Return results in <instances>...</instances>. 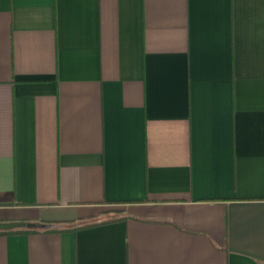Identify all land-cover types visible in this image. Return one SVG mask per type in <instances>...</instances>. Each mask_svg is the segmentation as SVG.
Here are the masks:
<instances>
[{
	"label": "crops",
	"instance_id": "crops-1",
	"mask_svg": "<svg viewBox=\"0 0 264 264\" xmlns=\"http://www.w3.org/2000/svg\"><path fill=\"white\" fill-rule=\"evenodd\" d=\"M0 222V264H264V0H0Z\"/></svg>",
	"mask_w": 264,
	"mask_h": 264
},
{
	"label": "trees",
	"instance_id": "trees-1",
	"mask_svg": "<svg viewBox=\"0 0 264 264\" xmlns=\"http://www.w3.org/2000/svg\"><path fill=\"white\" fill-rule=\"evenodd\" d=\"M122 217H110V218H106V219H101V220H96L90 223H80V222H73V228H82V227H89V226H94V225H98V224H103V223H107V222H111V221H115L118 219H121ZM17 230H21L20 228H14V229H9V230H0V234H8ZM31 230V229H29Z\"/></svg>",
	"mask_w": 264,
	"mask_h": 264
},
{
	"label": "water",
	"instance_id": "water-1",
	"mask_svg": "<svg viewBox=\"0 0 264 264\" xmlns=\"http://www.w3.org/2000/svg\"><path fill=\"white\" fill-rule=\"evenodd\" d=\"M30 226V224H25L23 222H0V230H9L17 227H22V226Z\"/></svg>",
	"mask_w": 264,
	"mask_h": 264
}]
</instances>
